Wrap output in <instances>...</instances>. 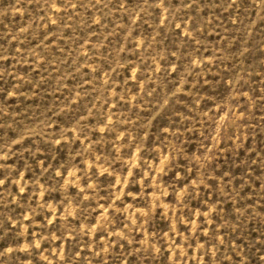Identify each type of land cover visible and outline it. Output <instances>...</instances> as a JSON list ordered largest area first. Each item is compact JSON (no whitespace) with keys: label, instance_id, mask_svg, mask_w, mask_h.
I'll list each match as a JSON object with an SVG mask.
<instances>
[{"label":"rangeland","instance_id":"rangeland-1","mask_svg":"<svg viewBox=\"0 0 264 264\" xmlns=\"http://www.w3.org/2000/svg\"><path fill=\"white\" fill-rule=\"evenodd\" d=\"M0 264H264V0H0Z\"/></svg>","mask_w":264,"mask_h":264}]
</instances>
